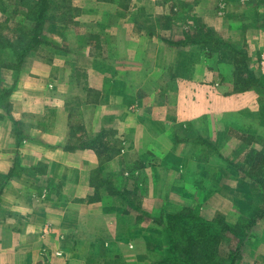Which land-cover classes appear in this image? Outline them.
I'll return each instance as SVG.
<instances>
[{
	"label": "crops",
	"instance_id": "obj_1",
	"mask_svg": "<svg viewBox=\"0 0 264 264\" xmlns=\"http://www.w3.org/2000/svg\"><path fill=\"white\" fill-rule=\"evenodd\" d=\"M60 1L51 2L55 11ZM65 3L51 60L0 69V264H160L169 240L164 225L154 228L155 210L164 219L188 197L176 194L182 179L172 184L170 176L179 164L190 180L206 168L194 158L197 148L183 145L186 134L172 128L193 123L202 136L201 119L214 124L209 140L224 157L226 116L263 118L264 95L224 89L228 80L219 82L218 68L206 62L215 63L214 52L187 43L195 41L192 29L227 33L233 48L244 49L247 68L264 75V0ZM81 26L91 32L75 31ZM101 132L123 144L103 164L82 145Z\"/></svg>",
	"mask_w": 264,
	"mask_h": 264
},
{
	"label": "rangeland",
	"instance_id": "obj_2",
	"mask_svg": "<svg viewBox=\"0 0 264 264\" xmlns=\"http://www.w3.org/2000/svg\"><path fill=\"white\" fill-rule=\"evenodd\" d=\"M65 1L67 0H61L60 3L64 4L62 9L55 11V9L51 6L52 0H47L49 9L45 15V19L42 20L41 32L37 36L41 41V44H39L35 50L28 52L24 56L22 60L23 64L21 66H24L25 63L27 64L31 62L34 57H43L46 61L51 60L52 53L55 52L56 47H58L54 39V35H56V33H54L53 25L57 22L66 25L65 18L69 13V5L66 4ZM38 2L40 1L0 0L1 70H10L12 73L18 70L17 59L23 52L26 43L31 38L32 30L38 22L37 15L40 7ZM221 12L222 11H219L218 14L221 15ZM76 15V12H71L70 17L75 19ZM63 21H65V23ZM62 29L63 28H61V30ZM69 29V35H73L74 28L69 27ZM64 30L65 31L61 32L64 34L62 35L63 39L67 37L68 28H65ZM200 30V28L192 29V31L197 34ZM207 30L209 32L214 31L208 28ZM235 30L238 32L235 38H238L239 41L241 40V35L239 36L241 28H236ZM75 31H85L86 33L91 32L87 30L85 26L77 27ZM95 31H97L96 41L98 42L100 38L98 31H101L94 29L92 32ZM218 33H220L219 30H216L213 37L222 43L221 46L216 44L203 46V49L206 51L214 52L216 59L215 63L214 57L211 61L206 62L209 65L213 64L216 69L218 68V71L216 72V79L219 80V82L228 80V84L230 85V83L232 84L236 78L241 77L247 90L249 89L255 94L262 93L264 95V75H255L253 70L251 71L247 67L244 73L242 69L243 58L239 56L241 54H237L236 57V54H233L232 52V47L235 46L236 42L231 40V38H234L226 35L227 33H224L222 35L223 37ZM63 46L66 47L65 44H63ZM97 46L99 47V44ZM237 51L243 53L244 49L238 45ZM222 58L224 59L221 60ZM256 64V62L253 63L251 60V68L252 65ZM228 65L231 68L228 67ZM13 75L10 79V83L14 80ZM250 76L254 77L256 82L260 81V83H262V91H260L257 87H253L254 85L251 84V81L253 80ZM83 78L84 77L81 74L76 72V80H81ZM211 79H214V77ZM1 84L2 81H0V86ZM228 84L225 85L222 83L221 86L224 87V89H227V91H233V87L228 86ZM174 87L175 84L172 85L173 89ZM80 90L84 91V88ZM86 90L87 89L85 88V91ZM247 90L243 92H246ZM170 101H172V99ZM255 112L257 113V111ZM170 114L173 115L172 109H170ZM226 117L230 118V120L229 118L228 120L231 124L228 126L229 132L227 134L229 135V142H227V140H222L224 141V144L223 147H220V150L222 149V153H227L224 157H222V155H214L217 154V150L214 147V140H209L210 136H214V124L208 125L205 120L201 119L202 122L197 124V128L200 127L202 136L199 135L198 131L195 132L193 130V123L189 125V127L182 129L181 127L172 128V133L175 131L180 135L186 134L185 136L187 141L186 143H183V145L186 147H196L197 153L200 155L199 157L194 158L198 161H202V164L204 163V166L206 167L200 171V175L202 177H200L197 173V175H194L195 178L190 180V177L184 175L187 173L186 168L179 164V171H177L178 174H172L170 176L172 184H175L176 182L180 183V181L183 183L181 187L175 191L176 194H185V192L188 193L186 203L170 207L172 213L175 212L174 214H177L185 208L189 211L196 212L207 221L213 222L216 218H222L229 226H234L240 219L250 220L257 215L259 211L264 209V190H261L254 180H250L244 175L247 170H250L253 175H256L259 178L264 176V110L261 111V117H263L262 120H253L250 121V123H245L244 118H241L242 116L239 115L235 117L230 114ZM199 137H202L205 141L209 142L210 146L207 147L198 141L197 139H199ZM108 144V147L112 149V152L120 145L121 147L123 146V144H120V141H115L114 139H108ZM216 145L220 146L221 141ZM109 153L110 152H108V154ZM232 164L234 166H238L240 170L237 171L232 168ZM178 178L182 180H175ZM192 184L196 185V187H192L191 190L184 188V186L190 187ZM159 212L160 211L155 210L156 224L154 228H158L161 232L162 225L166 228V218H161L162 215H158ZM160 235L161 234L158 233L157 235H154L153 238L159 239ZM223 236L225 237L222 239L218 255L220 261L224 264H228L230 258L232 257L229 249H234L236 238L231 237L230 235ZM240 264H264V219L255 225L252 233H250L247 237L243 252L241 253Z\"/></svg>",
	"mask_w": 264,
	"mask_h": 264
},
{
	"label": "trees",
	"instance_id": "obj_3",
	"mask_svg": "<svg viewBox=\"0 0 264 264\" xmlns=\"http://www.w3.org/2000/svg\"><path fill=\"white\" fill-rule=\"evenodd\" d=\"M39 1L40 2L38 3L40 4V7L37 15L38 22L35 24L32 30L31 38L26 43L23 52L17 59V69H21L24 56L28 52L35 50L37 46L41 44V41L37 36L41 32L42 20L45 19L49 5L47 0ZM213 34L214 33L203 28L196 36L192 38L195 39V41L191 40L187 43L196 44L201 47L214 44L221 46L222 43L214 39ZM189 38L187 37L188 40ZM232 52L233 54H236V57L237 54H241L239 56L243 58L242 69L243 72H245L247 67V56L241 52H238L233 47ZM252 76H250V78L253 80L251 81V84L254 85L253 87L260 88V84L256 82L255 78ZM232 86L233 93H240L247 90L241 77L236 78L233 81ZM109 137V132H101L95 135L88 144H82L84 147H90L98 154L100 164L109 162L114 155V152L112 153V149L108 147ZM197 140L207 147L210 146L209 142L205 141L204 139ZM108 152L110 153L108 154ZM231 167L237 171L240 170L238 166H234L233 164ZM244 175L250 180H254L259 188L264 190V176L259 178L256 175H253L250 170H247ZM263 219L264 209L259 211L257 215H255L250 220L240 219L234 226H229L222 218H216L213 222H210L202 218L196 212L189 211L188 209L184 208V210L180 211L179 213L168 215L166 217L165 229L169 240V257L161 261L160 264H224L222 261H220L218 255L222 244V239L225 237L223 235H230L231 237L236 238L234 249H229L232 257L230 258L228 264H240L241 253L243 252L247 237L250 233H252L255 225H257V223L261 222Z\"/></svg>",
	"mask_w": 264,
	"mask_h": 264
}]
</instances>
